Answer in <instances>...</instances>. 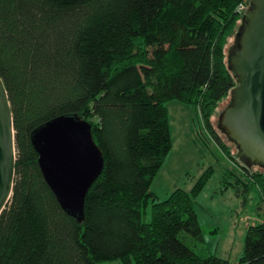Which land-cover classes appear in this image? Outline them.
<instances>
[{"label":"trees","instance_id":"obj_1","mask_svg":"<svg viewBox=\"0 0 264 264\" xmlns=\"http://www.w3.org/2000/svg\"><path fill=\"white\" fill-rule=\"evenodd\" d=\"M241 2L0 0V79L16 150L0 264H229L196 254L184 237L203 240L195 200L211 167L163 201L150 188L172 148L168 102L196 110L221 144L211 117L237 86L225 45ZM74 115L104 159L80 222L45 183L32 144L45 123ZM238 164L222 191L232 188L243 207L253 190L264 202V175ZM237 264H264V220L247 227Z\"/></svg>","mask_w":264,"mask_h":264},{"label":"water","instance_id":"obj_2","mask_svg":"<svg viewBox=\"0 0 264 264\" xmlns=\"http://www.w3.org/2000/svg\"><path fill=\"white\" fill-rule=\"evenodd\" d=\"M227 42L237 86L215 116L214 130L233 145L239 162L264 171V0H250ZM32 144L45 183L62 210L80 222L85 196L104 166L90 125L76 115L60 116L38 128ZM15 160L13 118L0 79V214L11 198Z\"/></svg>","mask_w":264,"mask_h":264},{"label":"rangeland","instance_id":"obj_3","mask_svg":"<svg viewBox=\"0 0 264 264\" xmlns=\"http://www.w3.org/2000/svg\"><path fill=\"white\" fill-rule=\"evenodd\" d=\"M233 36L234 33L228 40H233ZM226 98L221 100L213 111L211 117L213 130L215 116L221 108H225ZM166 109L172 148L150 190L155 194L156 202L163 201L176 189L189 191L202 172L211 167L213 175L195 200L203 240L193 242L186 234L184 237L196 254L214 255L226 259L229 264H237L243 252L247 227L260 224L264 220V202L257 191L253 190L248 197V204L243 207L232 188L222 191V179L229 170L235 169L236 174V169L239 168V160L233 145L227 142L224 144L222 136L215 130L221 144L211 137L204 129L199 114L191 107L171 101L166 104ZM248 169L264 175L262 168ZM146 212V222H149L150 205Z\"/></svg>","mask_w":264,"mask_h":264},{"label":"built area","instance_id":"obj_4","mask_svg":"<svg viewBox=\"0 0 264 264\" xmlns=\"http://www.w3.org/2000/svg\"><path fill=\"white\" fill-rule=\"evenodd\" d=\"M250 0H242V2L237 6L236 13L242 15L245 13L246 9L248 8Z\"/></svg>","mask_w":264,"mask_h":264}]
</instances>
